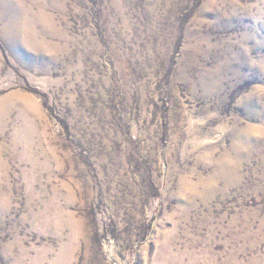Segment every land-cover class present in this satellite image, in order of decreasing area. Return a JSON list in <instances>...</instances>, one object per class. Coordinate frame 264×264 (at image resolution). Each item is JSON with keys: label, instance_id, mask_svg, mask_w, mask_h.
I'll list each match as a JSON object with an SVG mask.
<instances>
[{"label": "rangeland", "instance_id": "obj_1", "mask_svg": "<svg viewBox=\"0 0 264 264\" xmlns=\"http://www.w3.org/2000/svg\"><path fill=\"white\" fill-rule=\"evenodd\" d=\"M2 1L0 264H264V0Z\"/></svg>", "mask_w": 264, "mask_h": 264}, {"label": "bare ground", "instance_id": "obj_2", "mask_svg": "<svg viewBox=\"0 0 264 264\" xmlns=\"http://www.w3.org/2000/svg\"><path fill=\"white\" fill-rule=\"evenodd\" d=\"M1 2H3V1L0 0V3H1ZM0 6H1V4H0ZM1 8L3 9V12H6V8H4L3 5L1 6ZM10 25H11L10 23L7 24V26H6L7 29L10 27Z\"/></svg>", "mask_w": 264, "mask_h": 264}]
</instances>
